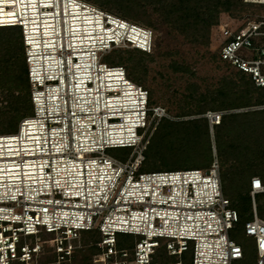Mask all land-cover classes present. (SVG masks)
Returning <instances> with one entry per match:
<instances>
[{
  "label": "built area",
  "instance_id": "built-area-1",
  "mask_svg": "<svg viewBox=\"0 0 264 264\" xmlns=\"http://www.w3.org/2000/svg\"><path fill=\"white\" fill-rule=\"evenodd\" d=\"M5 1L0 0V26L21 29L33 108L15 132L0 133V264H37L49 250L53 259L46 264H71L86 247L83 230L100 233L92 264H185L187 252L188 264H233L243 258L241 245L230 235L239 215L223 191L216 155L204 169L141 171L161 120L182 118L152 102L148 90L129 79L122 65L101 59L115 47L150 52L151 29L83 0H27L21 3L27 8ZM243 2L242 9L233 17L224 14L216 26L219 59L264 87V8L255 7H264V0ZM71 7L77 16L100 20L103 31L110 29L92 57L83 52L88 69L82 64L78 68L80 51L73 48L74 36L67 34ZM32 13L37 22L28 18ZM53 17L57 31L46 40L44 20L51 18L47 23L54 24ZM32 34H40L38 54H32L28 43ZM124 91L137 97L134 108L125 110L136 113L126 116L133 118L129 126L121 108L108 107L110 99H123ZM256 109L264 105L234 111ZM226 113L230 111L208 110L202 116L212 130ZM110 148L130 152L121 160L106 152ZM249 194L251 217L244 221L243 234L254 242L255 264H264V214L258 213L255 201L264 194L259 176L251 177ZM42 232L52 237L42 239ZM121 233L133 237L132 247H117L116 235ZM162 252L174 260L156 262Z\"/></svg>",
  "mask_w": 264,
  "mask_h": 264
},
{
  "label": "rangeland",
  "instance_id": "rangeland-1",
  "mask_svg": "<svg viewBox=\"0 0 264 264\" xmlns=\"http://www.w3.org/2000/svg\"><path fill=\"white\" fill-rule=\"evenodd\" d=\"M8 1V0H6ZM5 1V2H6ZM95 7L113 14L118 17H122L129 22H133L142 27L151 29L153 33V47L151 52L147 54L140 53L138 51H133V57L135 61L141 60V66L136 68L132 65L133 63L129 61L121 62L120 53L127 55L128 50H132L131 47H115L106 51L102 56L101 61L108 64L122 65L126 69V75L129 79L137 84L145 87L149 92V99L152 102H156L164 106L170 116H175L181 112H187L194 108L198 98L201 95L214 94V91L221 87V83L224 77L235 78L236 70L232 65H226L224 60L218 59L219 56V41L218 34L219 29L214 27L212 30V35L210 38V44L208 46L203 45L198 42L190 41L189 38L177 33L176 31L170 29L161 23L158 13L154 11V6L151 3L142 4L138 8L150 16L153 21L154 26H147L142 21H136L132 18L125 16L122 9L118 8L116 5L103 4L101 0H83ZM12 2V1H11ZM15 3V0H14ZM253 7V6H252ZM257 9H263V6H256ZM138 9V10H139ZM228 20V19H226ZM160 21V22H159ZM8 34V31L0 30V39ZM5 45L0 42V58L4 55L9 56L6 51ZM127 50V51H122ZM16 53V52H15ZM19 60H23L22 52H18L15 55ZM10 64V63H6ZM11 65V64H10ZM183 66L188 69L184 70H174V66ZM0 70V133H11L16 131V125L23 118L28 109H15L10 106L11 92L14 94L25 93L24 86L18 85L20 87L15 88L14 79L11 75L1 73ZM28 74V71H27ZM15 88V89H14ZM30 88V99H31V86ZM192 95L188 100L186 96ZM195 100V101H194ZM32 103V100H31ZM33 108V103H32ZM233 110H227L230 112H235ZM32 114L29 112L26 116ZM202 116V115H201ZM22 117V118H21ZM25 117V116H24ZM188 119L192 116H185ZM203 117V116H202ZM178 121V120H177ZM239 122L241 124H239ZM162 123H168L167 120H163ZM217 134V145L219 152L217 153L214 135L212 136V156L207 158L205 154H201L198 158L194 155L185 156L183 160L177 162L176 160L170 161V163H158L157 166H152L154 164V159H159L162 152H158L155 155L148 154V150L144 152L147 157V161L144 162L141 171H170V170H180L184 168H207L210 166V161L213 160L214 155H216L217 161L220 166V170L228 166L222 158V153L228 151L232 144L249 143V147H253L256 143L255 134L259 136L258 132L252 126V119L245 118H226L225 123L222 127L216 126ZM214 130V128H213ZM213 133V131H212ZM230 146V147H229ZM232 149V148H231ZM106 152L121 160H125L130 152V148H110ZM237 156V154L235 153ZM162 164V165H160ZM231 177H235L231 175ZM246 182L249 181V175L245 176ZM235 187L232 183H229L225 193L233 197H239L237 191L235 193ZM235 193V194H234ZM243 199V198H242ZM255 201L258 207V213L262 214L264 212V194H258L255 196ZM246 204V202H245ZM247 210L244 211L242 216L237 223H235L234 229L231 230V237L241 245L243 250V258L236 260L233 264H255L256 262V251L254 247V242L251 238L244 236L243 234V221L249 216L250 202H247ZM52 237V234L42 232L41 238L48 239ZM117 247L118 248H129L133 246V237L128 234H117ZM81 240L86 247L77 251L76 258L71 261V264L81 263L84 257L83 253L90 257L91 253L88 250L89 245H93L95 242L100 240V233L97 230H83L81 231ZM49 249V248H48ZM50 251V250H49ZM45 254H41L37 258V264H46L47 261L53 259V253L51 251ZM160 252L162 249L159 250ZM175 257H167L164 252L158 254L155 257L156 262L164 263L174 260ZM191 254L187 252L184 254L183 262L185 264L190 263Z\"/></svg>",
  "mask_w": 264,
  "mask_h": 264
},
{
  "label": "trees",
  "instance_id": "trees-1",
  "mask_svg": "<svg viewBox=\"0 0 264 264\" xmlns=\"http://www.w3.org/2000/svg\"><path fill=\"white\" fill-rule=\"evenodd\" d=\"M101 3L110 5L114 4L122 9L125 16L136 21H142L145 25L152 27L154 26V23L150 19V16L146 11H141L138 8L139 6H142V4L151 3L154 6V11L158 13L161 23L184 37L189 38L190 41L198 42L206 46L210 44L213 28L220 23L224 14L233 17L234 13L238 12L242 9V6L245 5L243 0H101ZM0 30L8 31V34H5L4 37L0 39V42L2 45H5V48L7 49L6 51L9 54L7 58L6 55H3L0 58L1 73L13 77L15 88L20 87L18 85H21L26 89L23 94H14V92H11L10 107L18 110L22 108L28 109V112L23 115L24 117L32 111V103L30 99V88L22 32L20 27L15 25L0 26ZM131 49L132 50H128L129 53L126 56L120 53L121 62L124 60L129 61L130 63L132 62V65L135 68L141 66V60L135 61L132 52L138 51L143 54L149 52L141 51L136 48ZM15 52H22L23 60H19L20 58L15 56ZM217 58L219 59V56H217ZM6 63H10L11 65ZM224 64L227 66L229 65L227 63ZM114 65L119 64L117 63ZM173 68L174 70L188 69L187 67L180 65L174 66ZM234 71L236 79L224 77L221 87L217 88L214 91V94H200V96L195 99L197 101L192 110L181 112L174 116L192 117L178 121L164 118L168 123H162L164 120L162 119L153 133L146 151L148 150V154L151 155L162 152V156H160L159 159H154V164L152 166H157V161L162 164L170 163L172 160L180 162L185 156H190V154H193L195 158H198L201 154H205L207 158H209L212 156L211 145L213 135L217 153L219 152L217 145L218 132L215 129L216 126L222 127L226 118H238V120L251 118L252 126L259 134V136L255 134V137L257 138L255 145L251 148L249 147V143L242 144L241 142L239 144H232V149L227 147L228 151L222 153V160L228 164V166L221 171L223 191L225 193L229 183H232L235 186L233 188L235 193L237 191L239 197L231 198V206L236 209L240 219V216H242L244 211L247 210V202H250L251 211V198L249 194L251 177L259 176L264 183V109L226 113L221 117L218 124L213 125V133L210 132L208 120L201 116L208 110H233L264 105V87H256L251 81V78L244 72L237 70ZM191 96L192 95L186 96V100ZM239 124L241 123L239 122ZM17 126L18 125H16V128ZM146 161L147 157L145 156L144 162ZM143 165L141 166V169ZM231 175L235 177L233 178ZM246 175H249L248 183L246 182ZM263 214L264 212L260 215ZM250 217L251 213H249V216L244 219V221ZM88 250L90 251L91 256L88 257L86 253H83L84 257L82 258L81 263L78 264H92V256L98 251V248L95 245H92Z\"/></svg>",
  "mask_w": 264,
  "mask_h": 264
},
{
  "label": "bare ground",
  "instance_id": "bare-ground-1",
  "mask_svg": "<svg viewBox=\"0 0 264 264\" xmlns=\"http://www.w3.org/2000/svg\"><path fill=\"white\" fill-rule=\"evenodd\" d=\"M25 1L27 2V0H15V2L18 3V5H20L19 7H26L27 8V6H29L27 3L21 4ZM35 1L36 0H30V2H35ZM30 5L34 6L35 4L31 3ZM71 8H72L71 16L70 15L66 16L67 34H71L74 36L75 43H74L73 48H74V50L80 51V52H78L79 54H77V56H79V63L77 65L78 68L81 67V64H82L83 66H87L86 68L88 69L89 64H88V61L85 60L87 58L82 57V55L83 56L85 55V54H83V52H85V53L87 52L88 53L87 55H90V56L93 52H97L98 48L101 47L102 43L106 42V40H107L106 38L109 37V34L105 35L104 33L110 31V29L107 31H103V29L100 28L101 27L100 20H96V19H94V17L87 16V15L77 16L76 14L78 12L76 11L75 7H71ZM31 11H35V10L31 9ZM27 15H29V14H27ZM52 16H54V14ZM35 17H37L36 13H32L29 15L28 18H33V19H31L32 22H37L38 19ZM82 18H84V20ZM50 19L51 18H49L48 20H44V21H46L44 23V26L46 28L43 31H45L44 36L46 37L45 38L46 40L50 39L52 36H55L53 34L57 31V29H55L56 28L55 25L57 23L56 19L53 17V21H54L53 23L54 24L47 23V21H50ZM28 20L29 19H27V23L31 22ZM37 26L38 25L36 24V25H33L32 27H37ZM113 28H115V27H113ZM33 31L37 32V29H35ZM39 35L38 34H32V35H29V37H28L30 39L28 41V43H30L32 45V48H33V50L31 51L32 54H38L39 53V49H37L39 47V45L37 44L38 43L37 38L39 37ZM84 50H86V51H84ZM42 51L43 50L41 49V51H40L41 54L43 53ZM91 57L89 59V63H92ZM34 58H36V56H34ZM42 58H43V55H41V60H42ZM38 62H40L39 59H38ZM48 63H49V61H48ZM131 93H133V92L124 91L125 97L123 99L121 98V99H119V101H115L114 99H110V101L108 102V105H109L108 107L111 110H120V108H121L120 113H121V115L125 116V118H126L125 120H128V122H126V125H128V126L132 125L131 121L133 120V118L126 117V116H128V113H129V115H132L135 117V114H136V113H131L130 111L129 112L125 111L128 109L134 108L133 107L135 104L134 101L137 97L128 95ZM83 97H86V95H84ZM92 97H93L92 98L93 100L97 99L96 95L92 94ZM98 98L100 99L101 97L98 95ZM86 100L89 102L91 101V99L90 100L86 99ZM82 106H83V104H82ZM123 126H124V124H123ZM36 129H38V128H36Z\"/></svg>",
  "mask_w": 264,
  "mask_h": 264
},
{
  "label": "water",
  "instance_id": "water-1",
  "mask_svg": "<svg viewBox=\"0 0 264 264\" xmlns=\"http://www.w3.org/2000/svg\"><path fill=\"white\" fill-rule=\"evenodd\" d=\"M210 132H212V130L210 129Z\"/></svg>",
  "mask_w": 264,
  "mask_h": 264
}]
</instances>
